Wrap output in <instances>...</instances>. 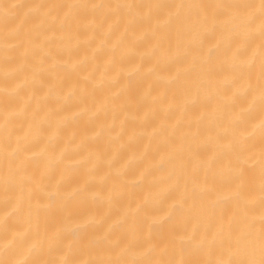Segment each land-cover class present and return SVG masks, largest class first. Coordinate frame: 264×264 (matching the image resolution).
Listing matches in <instances>:
<instances>
[{
	"label": "bare ground",
	"instance_id": "1",
	"mask_svg": "<svg viewBox=\"0 0 264 264\" xmlns=\"http://www.w3.org/2000/svg\"><path fill=\"white\" fill-rule=\"evenodd\" d=\"M0 264H264V0H0Z\"/></svg>",
	"mask_w": 264,
	"mask_h": 264
}]
</instances>
